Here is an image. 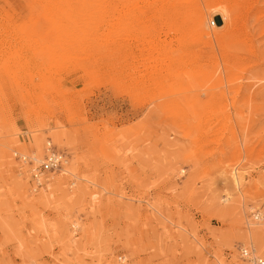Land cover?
<instances>
[{"label":"rangeland","instance_id":"374dc122","mask_svg":"<svg viewBox=\"0 0 264 264\" xmlns=\"http://www.w3.org/2000/svg\"><path fill=\"white\" fill-rule=\"evenodd\" d=\"M201 1L0 0V264L264 261V0Z\"/></svg>","mask_w":264,"mask_h":264},{"label":"bare ground","instance_id":"6f19581e","mask_svg":"<svg viewBox=\"0 0 264 264\" xmlns=\"http://www.w3.org/2000/svg\"><path fill=\"white\" fill-rule=\"evenodd\" d=\"M192 1V4H194L195 6H197V7H201V5L202 4H204V2H202L201 0H191ZM250 2V1H252V0H213V2L211 3V5H205V8H212V10H211V12L213 13V15H209V14H207L206 15V17H204V16H202V17H200V18H198L197 19V21H196V25L195 26H197V27H200V28H202L203 30H204V33L206 34V35H209V33L211 32H209L208 31V28H206V27H204V25L205 24H207V25H209L210 27H212V25L214 26V27H218V26H216V25H214L212 22H210V21H208L207 19L209 18V17H211V16H214V17H220V19H221V22L224 24L225 23V21L227 20V18L229 17V18H232L233 17V15L236 13V11H237V9L234 11V12H232V11H228L227 10V7H228V5L230 4V3H234V2H237V3H247V2ZM149 2V1H148ZM183 2H184V0H178V3H179V6L177 5L176 7L175 6H173L172 8H170V9H168L169 11V13H170V15L172 16V17H178L180 14H182L185 10H184V7H183ZM218 2V3H217ZM142 3H143V1H142ZM205 3H207V1L205 2ZM220 4H223V6H221V7H219L218 5H220ZM137 5V4H136ZM154 5H156L155 3H154ZM150 6V5H149ZM158 6V5H157ZM125 7V6H124ZM134 7V6H133ZM142 11L143 12H146L147 11V8H144V9H142ZM187 12H189V11H187ZM207 13V12H206ZM148 15V14H147ZM146 16V15H145ZM186 17V16H185ZM140 19H141V17H140ZM141 21V20H140ZM179 21V20H178ZM172 22H173V19L172 18H170V20H169V23L170 24H172ZM142 23L144 24L145 22L142 20ZM210 23H212V24H210ZM147 25H145V29H150V28H153L152 27V25H149L148 23H146ZM173 28V27H172ZM112 29H113V26H110V28H109V30H108V36H107V38H109V37H111L112 35ZM216 29V28H215ZM140 30H141V28H140ZM144 30V29H143ZM144 32V31H143ZM211 35V34H210ZM172 43V42H171ZM164 44V43H163ZM168 45H169V43H168ZM172 45V44H171ZM174 47V46H173ZM163 49H167V45L165 44L163 47H162ZM172 49L173 48H170L169 49V51H172ZM159 50V49H158ZM46 143H49L50 144V142H46ZM46 151H47V149H46V144H45V147H44V153H46ZM65 155V154H64ZM13 156L14 157H16V159H17V156H19V157H25L27 160H29V161H31L30 159H29V157H27V156H25V155H22V154H19V153H17V152H15V153H13ZM33 160H34V162L35 163H39L41 160L40 159H38V157H36V156H34L33 158H32ZM19 160V159H18ZM20 161V160H19ZM23 163V162H22ZM23 164H27V163H23ZM66 164H67V159H65V161H64V163L61 165V167L59 168V170H57V171H60L59 173H61L62 172V169H64L65 168V166H66ZM31 170L33 171L34 170V168L37 166H33V163H32V161H31ZM52 173H50V174H47L46 176H42V178L41 179H39L38 180V184H39V188L40 187H43V185L44 184H46L49 180H50V175H51ZM236 182V181H235ZM37 183V182H36ZM260 216V215H259ZM259 216H257L256 217V219H259L260 217ZM249 226H250V224H248ZM260 235V233H259V230L258 229H249V232L246 234V238L247 239H249L250 241L249 242H251V244H254L253 242H258V236ZM250 244V243H249ZM248 245V261L250 262L253 258H259L258 257V255L256 254V251H255V248H253L252 247V245ZM257 247V246H256ZM242 248V247H241Z\"/></svg>","mask_w":264,"mask_h":264},{"label":"built area","instance_id":"2783aa9c","mask_svg":"<svg viewBox=\"0 0 264 264\" xmlns=\"http://www.w3.org/2000/svg\"><path fill=\"white\" fill-rule=\"evenodd\" d=\"M46 149L47 151L44 154L42 160L38 163L33 171L31 170L29 172L32 187L35 186L34 189L39 188L38 180L41 179L42 176H46L49 173H53L59 170L66 159V156L62 152L57 151L49 143H46ZM17 159H19L23 163H27L28 166H31V161L27 160L25 157L17 156ZM239 254L242 258L248 257V252L243 249V247L239 249ZM250 264H264V261L261 258H253L250 261Z\"/></svg>","mask_w":264,"mask_h":264}]
</instances>
